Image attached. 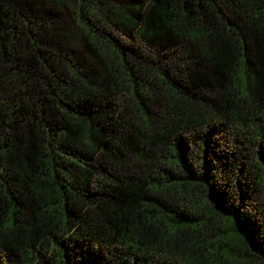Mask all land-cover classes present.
<instances>
[{
    "label": "trees",
    "instance_id": "16d2710c",
    "mask_svg": "<svg viewBox=\"0 0 264 264\" xmlns=\"http://www.w3.org/2000/svg\"><path fill=\"white\" fill-rule=\"evenodd\" d=\"M0 264H264V0H0Z\"/></svg>",
    "mask_w": 264,
    "mask_h": 264
}]
</instances>
